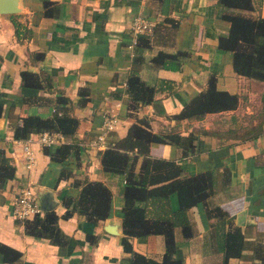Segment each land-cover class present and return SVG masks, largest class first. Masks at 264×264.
<instances>
[{"label":"crops","instance_id":"1","mask_svg":"<svg viewBox=\"0 0 264 264\" xmlns=\"http://www.w3.org/2000/svg\"><path fill=\"white\" fill-rule=\"evenodd\" d=\"M17 6V12L0 13V150L16 167L15 176L0 189V242L21 256L6 262L0 254V264L129 263L120 243L125 174L106 172L101 157L133 122L155 133H194V148L186 155L176 144L160 142L149 144L148 155L179 163L180 175L213 169L215 186L207 203L228 213L224 220L211 222L203 201L192 205L187 210L192 235L184 238L175 228V256L183 264H222L225 232L238 225L249 243L243 258L232 256L227 264H260L251 245L264 243V82L238 74L231 53L218 46L219 36L230 26L221 16L222 5L217 0H17ZM137 12L156 24L151 36L130 48V24ZM251 13L264 16V0H254ZM13 20L20 25L18 34ZM177 50L186 51L179 69L151 60L158 51ZM132 69L151 85L169 79L172 88L158 90L152 102L129 115L126 81ZM22 70L37 73L48 85L22 84ZM211 74L218 89L238 95V105L199 117H175L206 88ZM58 92L70 99L65 107L79 120L73 139L65 138L75 147L64 159L51 160L36 141L38 133L31 134L35 160L28 169L22 140L13 137L10 123L27 114L51 116ZM105 111L115 112L119 120L97 148L89 141ZM129 154L137 155L132 171L139 174L143 154L136 148ZM95 180L111 190L108 215L96 222L76 211L64 217V197L75 198L86 181ZM26 184L34 188L41 208L49 197V209L59 215L58 226L67 237L63 244L26 233L24 222L12 216V198ZM170 205L179 207L176 193L170 195ZM130 241L148 257L163 256L162 234L132 236Z\"/></svg>","mask_w":264,"mask_h":264},{"label":"trees","instance_id":"2","mask_svg":"<svg viewBox=\"0 0 264 264\" xmlns=\"http://www.w3.org/2000/svg\"><path fill=\"white\" fill-rule=\"evenodd\" d=\"M217 1L223 8L221 16L230 22L227 34L219 36L218 46L231 53L232 66L238 74L264 82V16L251 13L254 9V0ZM13 23L18 34L20 25L16 20H13ZM143 37L146 36H140L138 42ZM185 56L186 51L182 50L158 51L151 60L159 67L179 69ZM20 75L24 85L34 87L48 85L43 83L35 72L22 70ZM163 88L171 90L172 84L169 79L161 78L157 84L151 85L139 76L137 70L132 69L126 81L128 114H134L141 105L152 102L158 90ZM69 100L63 93L58 92L52 102L54 112L51 116L42 117L37 114L18 116L17 120L10 123L13 137L21 139L45 130H58L66 140L73 139L79 120L67 111L65 106ZM238 101L239 97L236 93L218 89L216 76L211 74L206 88L191 97L182 110L174 116L199 117L207 112L233 109L238 105ZM195 139L194 133L187 135L176 132L155 133L138 122H133L123 138L103 150L102 168L109 173L125 174L126 178L123 190L125 198L122 209L123 234L120 243L123 250L129 254L128 264H183L182 258L175 256L177 247L175 228L181 229L184 238L192 235L187 210L198 201L205 203L206 213L211 222L224 220L228 215L219 205L207 203V197L213 193L215 186L213 169L180 175L182 168L179 163L148 155L151 142L176 144L181 147L183 155H186L193 150ZM74 147L72 141H64L43 149L51 160L60 161L70 155ZM134 148L138 154H143L139 174L132 171L137 155H130L129 150ZM15 171V165L0 150V189L8 179L15 176ZM172 193H176L178 197L179 207L176 210L170 205ZM110 199L111 190L105 183L97 180L86 181L75 198L64 197L67 208L63 216L67 217L76 211L96 222L108 215ZM41 212L23 220L26 233L48 238L55 244H63L67 237L58 226L59 215L54 209ZM152 233L162 234L164 237V252L160 260L135 251L130 241L132 236ZM91 238L95 236L88 235V239ZM247 243L249 242L240 226L232 225L228 228L225 232L222 264H227L232 256L243 258ZM251 247L252 256L257 257L260 264H264V243L252 242ZM0 254L6 262H12L21 256L18 249L3 242H0Z\"/></svg>","mask_w":264,"mask_h":264},{"label":"built area","instance_id":"3","mask_svg":"<svg viewBox=\"0 0 264 264\" xmlns=\"http://www.w3.org/2000/svg\"><path fill=\"white\" fill-rule=\"evenodd\" d=\"M156 21L145 16L142 12H137L130 24V39L127 43L128 47L132 48L138 42L140 36H151L154 30ZM118 116L115 112L105 111L102 115V120L99 126V131L93 137L89 144L100 148L104 145V140L107 135L115 129L118 123ZM23 143V155L25 158L24 165L30 169L33 166L35 157L30 146V138H21ZM36 141L42 147H52L61 144L65 141V136L58 130H45L37 134ZM42 208L37 201L34 188L30 184L21 186L11 201L12 216L18 220L40 213Z\"/></svg>","mask_w":264,"mask_h":264},{"label":"water","instance_id":"4","mask_svg":"<svg viewBox=\"0 0 264 264\" xmlns=\"http://www.w3.org/2000/svg\"><path fill=\"white\" fill-rule=\"evenodd\" d=\"M18 11L17 0H0V13H14ZM49 197L43 199L42 209L46 210L51 207L48 204Z\"/></svg>","mask_w":264,"mask_h":264}]
</instances>
